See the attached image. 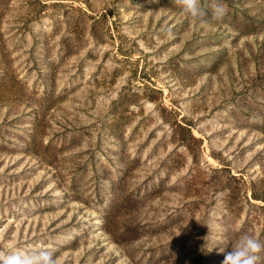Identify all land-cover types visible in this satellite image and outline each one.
<instances>
[{
	"label": "rangeland",
	"instance_id": "374dc122",
	"mask_svg": "<svg viewBox=\"0 0 264 264\" xmlns=\"http://www.w3.org/2000/svg\"><path fill=\"white\" fill-rule=\"evenodd\" d=\"M220 2L201 25L174 0H0V249L222 264L264 242V0Z\"/></svg>",
	"mask_w": 264,
	"mask_h": 264
},
{
	"label": "clouds",
	"instance_id": "9594fccd",
	"mask_svg": "<svg viewBox=\"0 0 264 264\" xmlns=\"http://www.w3.org/2000/svg\"><path fill=\"white\" fill-rule=\"evenodd\" d=\"M181 12L193 22L208 25L210 20H223L228 14V8L220 0L211 3V17L202 6V0H174ZM53 249L20 248L0 249V264H60ZM264 251V242L257 236L244 233L233 243L222 264H258L260 253Z\"/></svg>",
	"mask_w": 264,
	"mask_h": 264
}]
</instances>
